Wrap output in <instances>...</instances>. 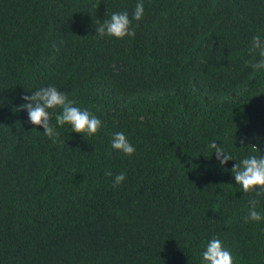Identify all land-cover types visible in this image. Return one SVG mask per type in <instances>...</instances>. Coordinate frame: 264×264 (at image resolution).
I'll use <instances>...</instances> for the list:
<instances>
[{
  "label": "trees",
  "instance_id": "obj_1",
  "mask_svg": "<svg viewBox=\"0 0 264 264\" xmlns=\"http://www.w3.org/2000/svg\"><path fill=\"white\" fill-rule=\"evenodd\" d=\"M135 4L0 0V264H199L212 235L234 264H264V221L244 222L249 194L208 147L264 153V69L244 63L264 0H144L133 36H97ZM47 84L102 128L45 136L19 105Z\"/></svg>",
  "mask_w": 264,
  "mask_h": 264
},
{
  "label": "clouds",
  "instance_id": "obj_2",
  "mask_svg": "<svg viewBox=\"0 0 264 264\" xmlns=\"http://www.w3.org/2000/svg\"><path fill=\"white\" fill-rule=\"evenodd\" d=\"M145 14L144 0H136L135 8L129 16L128 11H112L95 28L98 37L124 38L134 35L133 21L142 20ZM249 53L254 59L244 63L253 70L264 69V34L257 33L251 37ZM19 107L27 112L28 122L40 126L43 134L52 139L59 135L57 126H70L72 132L81 133L83 136L95 135L102 128V120L87 107H81L69 94L61 91L54 84L41 85L24 94ZM59 111L56 112V109ZM51 110V111H50ZM52 112L55 114V124L50 120ZM227 137L224 140H211L208 147L212 150L218 166L231 172L237 189L242 194H249L248 210L244 222L264 221V211L258 205L264 199V153L254 144L241 152L239 157L228 146ZM111 148L131 156L135 145L130 142L124 131L111 133ZM234 161L231 168H226L228 161ZM112 175L111 172L107 173ZM125 179V173L119 172L113 177V185H119ZM199 264H234L231 250L217 235H212L203 245L200 252Z\"/></svg>",
  "mask_w": 264,
  "mask_h": 264
}]
</instances>
